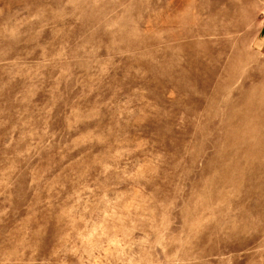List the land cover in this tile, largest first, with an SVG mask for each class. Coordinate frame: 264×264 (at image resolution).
<instances>
[{"label": "rangeland", "instance_id": "1", "mask_svg": "<svg viewBox=\"0 0 264 264\" xmlns=\"http://www.w3.org/2000/svg\"><path fill=\"white\" fill-rule=\"evenodd\" d=\"M0 264H264V0H0Z\"/></svg>", "mask_w": 264, "mask_h": 264}]
</instances>
